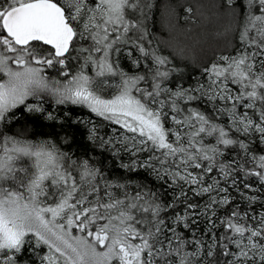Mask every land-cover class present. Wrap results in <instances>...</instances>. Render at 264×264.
I'll return each instance as SVG.
<instances>
[{
    "label": "snow or ice",
    "instance_id": "1",
    "mask_svg": "<svg viewBox=\"0 0 264 264\" xmlns=\"http://www.w3.org/2000/svg\"><path fill=\"white\" fill-rule=\"evenodd\" d=\"M236 3L224 0L226 7ZM152 6L151 0H0V124L21 106L44 112L29 98L87 108L118 126L105 137L87 121L90 142L116 159L127 155L121 168L148 170L173 190L168 201L146 186L133 192L130 181L109 180L91 158L74 159L51 141L5 136L0 264H31L33 256L37 264H264V211L253 208L264 209V199L240 190L253 188L252 177L264 188V154L256 155L264 153V0H241L240 47L187 87L170 86L179 70L145 47ZM52 68L62 79L45 74ZM204 100L214 105L212 115L191 107ZM219 116L228 117L227 125L216 122ZM45 118L59 120L51 111ZM193 196L207 199L201 205ZM221 208L227 211L218 216Z\"/></svg>",
    "mask_w": 264,
    "mask_h": 264
},
{
    "label": "trees",
    "instance_id": "2",
    "mask_svg": "<svg viewBox=\"0 0 264 264\" xmlns=\"http://www.w3.org/2000/svg\"><path fill=\"white\" fill-rule=\"evenodd\" d=\"M197 1L151 0L153 6L145 21L148 33L147 40H150L151 44L146 43L145 47L154 49L159 55L167 57L171 61L169 67L174 66L179 70L168 82L172 87H175L177 82L187 87L189 84H194L197 78L204 81L203 68L215 62L220 55L219 53L227 52L233 55L240 47L238 34L246 15L244 8L240 6L241 0H237V3L231 7L224 6V0H203L207 1L205 9H201L200 5H197ZM242 2L246 5L248 0H242ZM188 8H192L191 13L186 11ZM200 14L207 16V18L201 20ZM222 19H227L224 26L217 22V20L221 21ZM169 24L171 28H168ZM215 27L222 28L217 30ZM170 31L181 33L183 37L188 38V41H185L186 44L177 47L172 35L169 34ZM222 33L225 34L221 36ZM120 66L125 71L131 70L130 62L123 58L120 60ZM87 71L92 74L91 69ZM45 74L49 78L62 79L57 76L56 68L46 69ZM28 101H32V99ZM41 101L44 112L31 113L24 110L23 106L16 109L14 118L5 124H0V139L7 136L27 142L51 141L74 159L91 158V162L99 167L109 180L130 181L132 185L130 190L133 192L135 185H141L146 186V190L151 189L159 192L164 201L171 199L173 190L162 187L163 182L156 179L150 171L145 169L127 171L121 168V161L128 162L123 154H121L120 159H116L110 152L102 151L87 138L88 129L91 127L87 123L89 120L97 126L100 136H111V128L118 126L104 121L81 106L56 105L48 96H44ZM191 107H194V104ZM49 111L54 112L59 120L50 121L46 119L45 113ZM81 120L84 123H80ZM65 136L70 138L69 143L63 142ZM251 147L253 149L256 145ZM257 153V155L264 154L259 151ZM247 167L251 168L252 165L249 164ZM257 181L255 177L249 180V182H253V186L257 185ZM241 189L248 191L242 186ZM192 199L202 201L201 198L194 196ZM180 208H183V205H180ZM240 208L242 211L245 209L243 206ZM226 211L227 208H221L217 215L222 216ZM201 229H203V221L201 222ZM37 251L43 255L46 249L41 246ZM31 264H37V257H32Z\"/></svg>",
    "mask_w": 264,
    "mask_h": 264
},
{
    "label": "rangeland",
    "instance_id": "3",
    "mask_svg": "<svg viewBox=\"0 0 264 264\" xmlns=\"http://www.w3.org/2000/svg\"><path fill=\"white\" fill-rule=\"evenodd\" d=\"M198 3H197V5H200V7H201V9L202 8H204L205 9V6H206V4L205 3H207V1H203V0H198L197 1ZM202 11V10H201ZM201 16V20L203 19V20H205L206 18H207V16H204V15H202V14H200ZM229 20V19H228ZM212 21V20H211ZM217 22L219 23V24H222V26H224L225 24H226V22H227V19H222L221 21L220 20H217ZM229 22H230V20H229ZM170 25V24H169ZM169 25H168V28H171V25H170V27H169ZM205 25H207L206 23H205ZM222 28V27H221ZM220 27H215V29H217V30H219V29H221ZM169 34L170 35H172V37H173V39H174V41H175V44H176V46L177 47H179V46H181V45H184V43H185V41H188V38H185V37H183V35L181 34V33H178V32H173V31H170L169 32ZM201 34H204V33H201ZM225 34V33H224ZM223 33H222V35L221 36H223L224 35ZM171 41H173V40H171ZM195 42H198V41H195ZM198 43H200V42H198ZM186 44V43H185ZM220 55L218 56V57H220L221 55H232V54H230V53H227V52H223V53H219ZM234 55V54H233ZM218 57L216 58V60L218 59ZM57 79V78H56ZM29 99H32V101H27L29 104H32V103H41L42 104V101L40 100V101H37L36 99H34V98H29ZM194 104V108L195 107H199L202 111H205L208 115H212V111H213V108H214V105H210L209 103H208V101L207 100H204L203 102H200V101H198V103L196 104V102L195 103H193ZM203 107H205V108H207L206 110H203V109H205V108H203ZM216 122L217 123H223V124H225V125H227V122H228V117L227 116H219L218 118H217V120H216ZM168 125H166V127H167ZM114 127H112L111 128V130L113 129ZM112 132V131H111ZM241 139H243V137H241ZM254 139H255V137H254ZM209 142H211L209 139H206L205 140V143H209ZM253 145H255V144H253ZM261 147H264V146H261ZM256 149V147H254L253 148V150H255ZM258 153L256 152V155H257ZM124 156H125V158H127V159H129V157L127 156V155H125V154H123ZM144 156H145V154H140V158L141 159H143L144 158ZM251 165V164H250ZM212 175H216V172L214 171V173H212ZM217 178H219V177H217ZM206 179H207V177H206ZM239 179V178H238ZM256 189H260V191L259 192H256ZM242 192H244L246 195H259L262 199H264V188H262L261 187V183L259 182V181H257V185H255V186H253V188L252 189H247L248 191H243V189H240ZM229 194H231V196H233L235 199H234V203H239V205L240 206H243L245 209L244 210H246V204H245V202L244 201H242L241 199H240V195H239V193L234 189V188H232V187H230L229 186ZM202 199V201L201 202H199L201 205H203V203H204V201L207 199V197H203V198H201ZM253 208H254V210H257V211H264V209H261V207H260V205L259 204H256V205H254L253 206ZM73 234L75 235V234H77L76 233V230L75 229H73ZM40 254H42V253H40ZM37 261H38V258H37Z\"/></svg>",
    "mask_w": 264,
    "mask_h": 264
}]
</instances>
